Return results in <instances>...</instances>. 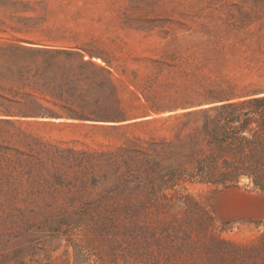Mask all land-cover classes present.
I'll return each instance as SVG.
<instances>
[{
    "label": "rangeland",
    "instance_id": "obj_1",
    "mask_svg": "<svg viewBox=\"0 0 264 264\" xmlns=\"http://www.w3.org/2000/svg\"><path fill=\"white\" fill-rule=\"evenodd\" d=\"M16 38L104 50L141 76L174 58L159 84L170 96L264 85V0H0V39ZM208 106L117 123L0 117V250L30 242L48 264H264V193L244 180L171 186L151 169L171 164L161 146Z\"/></svg>",
    "mask_w": 264,
    "mask_h": 264
},
{
    "label": "trees",
    "instance_id": "obj_2",
    "mask_svg": "<svg viewBox=\"0 0 264 264\" xmlns=\"http://www.w3.org/2000/svg\"><path fill=\"white\" fill-rule=\"evenodd\" d=\"M26 44L37 43L0 39V117L117 123L206 103L207 108L185 115L175 139L161 146V158L171 164L151 169L171 186L230 187L244 180L264 193V85L225 81L188 96H170L159 84L163 72L175 66L174 58L152 59L149 73L141 76L137 69L113 66L104 50ZM49 256L29 242L11 253L0 250V264H48L44 257ZM87 259L76 256L74 264Z\"/></svg>",
    "mask_w": 264,
    "mask_h": 264
}]
</instances>
